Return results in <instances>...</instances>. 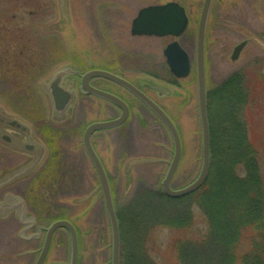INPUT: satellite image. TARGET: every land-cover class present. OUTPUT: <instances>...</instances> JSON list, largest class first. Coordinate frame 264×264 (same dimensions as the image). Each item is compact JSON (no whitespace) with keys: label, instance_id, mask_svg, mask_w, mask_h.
<instances>
[{"label":"rangeland","instance_id":"obj_1","mask_svg":"<svg viewBox=\"0 0 264 264\" xmlns=\"http://www.w3.org/2000/svg\"><path fill=\"white\" fill-rule=\"evenodd\" d=\"M152 1L165 0H64L63 5L61 0H45L42 12L31 15L34 11L24 6V0H0V111L10 116H18L33 131L35 126L44 128L50 124V118L45 121L41 118L43 115H53L50 98L41 85H47L52 76L62 68H74L79 62H83L82 71L107 68L103 63L109 64L110 68L120 64L124 67L125 76L131 79H136L135 73L143 72L149 77V82L160 88L163 95L158 101L169 109L171 114L168 113L180 134L181 156L171 180L172 188L179 189L191 183L201 167L194 57L191 58L190 75L178 79L169 73L162 54L167 44L166 39L130 34L131 21L137 10ZM182 1L190 12H195L199 3V0ZM226 1V7L221 8L226 20L220 27L215 43L209 45L214 55H210L208 62V90L230 72H245L241 84L247 104L245 103L239 118L241 124L247 127L255 152L263 187L264 210V0H260L258 12L254 9V0ZM241 19H246L247 22L244 23ZM25 30L32 36L30 54L34 64L30 67V62H26L28 66L24 72L21 63ZM241 40H246L247 44L238 59L232 61V47ZM148 43L149 66L144 62ZM60 46L64 48V53L55 54V48ZM10 71L12 72L9 73ZM73 80H76L73 76L63 79L66 87L76 90V98L68 110L70 119L65 123H55L56 128H50V132L70 134L72 141L61 139L56 146L77 155L74 156V162L77 164L79 161L82 167L58 164L55 177L52 172L49 174L46 171L44 162L41 168L43 182L35 194L40 197L45 214L54 216L63 210L70 220L77 221L80 236L82 235L80 239L83 251L80 257L83 264L84 261H88L87 264H111L109 219L101 196H96V193L99 195L98 180L92 164L83 156L81 133L77 132L91 121H104L107 115L98 110L100 100L80 94ZM95 83L105 81L98 79ZM82 104L85 116L79 114L81 108H78ZM76 115V122L84 120L81 124L79 122L80 126L75 124L71 127ZM115 132L117 130L102 131L96 135L95 140L98 143L95 149L113 177L111 188L115 193L116 204L129 200L141 183L147 185L150 194H162L161 181L174 150L172 138L167 131L155 121L149 127L148 146L142 149L143 145L139 144L134 152L127 149L124 140L120 144L114 143ZM107 141H111L110 145ZM120 151L123 155L119 167L117 166L119 177L114 179L116 171L112 158L115 152ZM137 155H140L142 161L133 160H138ZM1 161L3 162L2 159ZM6 168L0 162V172ZM47 173L49 175L46 177ZM237 173L245 176L243 165L237 166ZM80 174L83 177L82 182H78ZM141 194L139 197H142L137 199L140 203L132 206L140 213L133 217L130 227H139L138 234H142L149 223V264H189L196 259L203 260L199 264H224L221 259L226 258L232 260L231 264H251L253 255L260 250L263 252L262 260L264 259V238L261 241L250 235L248 229L239 230L234 247L230 243H220L217 238L208 239L210 220L193 197L170 201L155 199L162 210L153 214L154 210L149 208V196L152 194ZM10 238V235L5 237L0 231V264H13L17 258L15 255L8 257L5 252ZM63 238L68 242L65 234ZM128 242H132L130 235ZM179 243H182L181 247ZM60 257L67 258L66 252ZM132 258L138 261L139 254ZM262 262L264 264V260Z\"/></svg>","mask_w":264,"mask_h":264},{"label":"flooded vegetation","instance_id":"obj_2","mask_svg":"<svg viewBox=\"0 0 264 264\" xmlns=\"http://www.w3.org/2000/svg\"><path fill=\"white\" fill-rule=\"evenodd\" d=\"M204 1L205 0H199V3L196 6V9L194 10L195 12H190L189 10H187L182 0H165L162 2L152 1L151 3H149V5L139 8L134 18L132 19L133 21L135 18H137L140 11L147 7L164 6L169 3H174L177 6L181 7L184 10L187 23L185 29L180 35L178 36L166 35L162 37L146 36V37H154L156 39L167 40V44L164 46L162 50L163 55L167 45L171 43H177L179 47L185 51L190 61V73L192 71L191 58L194 57L195 81H196L197 40L200 29V19L202 16ZM254 1H255L254 9L258 12L259 7L261 6V2L260 0H254ZM226 2H227L226 0H211V4L207 14V20L203 33L204 34V51H203L204 68H205V79H206L207 89H208V83H207L208 62L210 55L211 54L214 55V52L210 51L209 45L212 46V44L215 43L218 37V33L221 30L220 27L223 25V22L226 20L225 14L221 12V8L226 7L227 5ZM241 21H243L244 23L247 22L246 19L245 20L241 19ZM243 41L245 40H241L237 42L232 47L230 59L235 47ZM144 59H145L144 62L149 66V43L146 46V57ZM103 66L107 68L99 67L93 69L111 72L125 79L126 81L131 83L133 87L138 91V93H140L143 97H145L147 101H149V98L153 100L173 122V119L170 116L171 113L169 109L161 105L158 101L160 95H162L161 91H159L158 88L153 87V84L149 82V77H147L146 74H144L143 72H142L143 74L135 73V75H137L136 79H131L128 76H125L126 73L124 72V67L120 64H117L115 68L108 67L109 64L107 63H103ZM75 67L74 68L70 67V70L73 72L69 76H73L76 78V80L73 81L75 82L76 85L75 87L78 90V92L80 94L87 95L82 87V76L88 71L93 69L82 71L81 68L84 67L83 62L76 63ZM135 72L138 71L136 70ZM235 76H238L237 80L240 82V86L242 87L241 80L245 78V72L237 70L230 72L226 76L217 80V82L214 83L213 88L217 89L218 87L225 85L231 79L233 80V77ZM143 77L145 78V80H143ZM98 79L105 81V83H95V81ZM64 83L65 82L63 81L62 85H65ZM88 83L93 88L115 95L116 97L121 99L125 105L126 108L125 121L117 127L108 130H103V132H111L112 130H117L114 136V143L120 144L121 141L124 140L126 147L130 152L136 151L135 149H137L136 147L139 144H140L139 146L143 145V147H141L142 149L144 147H147L149 141V127L150 125H153L155 121L160 123L161 126L167 131L168 135L170 136L169 131L160 122V120L155 115V113L149 108V105L134 93L128 91L121 85L115 84L103 78H94L89 80ZM155 95L157 96L156 97L157 100L154 99ZM99 100L101 103L98 107L99 112L107 115L104 121L114 120L119 118L121 115H123V108L121 106L112 104L102 99ZM78 109H80L79 114L85 116V109L83 107V104L82 106H79ZM107 110H109L110 113ZM1 113H2L0 114L2 115L0 116L1 123L2 122L5 123L4 117H8L9 115L6 116L7 114H5V112H1ZM41 118H43L44 119L43 121H45L47 118H49V116L45 115L42 116ZM76 119H78L77 115L75 116L74 119L75 121H73L74 124L71 127H73L75 124L80 126V124L84 120V119L81 121L78 120V122H76L77 121ZM48 120L50 122V119ZM96 121L97 120L93 122ZM93 122L87 123L86 125L83 126L82 129H80V131H77L81 133L80 136H81V145L83 148V156L90 164H92V162L86 151L85 146L83 145V136L86 128ZM1 128H5V125L1 126ZM33 128L36 129H34L35 131L34 130L31 131L30 138L32 139L33 142L29 141L31 143V147L29 148L30 149L29 153L27 154L20 153L14 151L9 147L2 148L0 146V151H1L0 162L1 164L4 163L5 166H7V168L1 171L0 174L4 173L5 171H11L18 167L19 168L24 167L27 164L32 163L36 159L39 160V162L36 165V168L29 175H25V177L19 180H15L9 185L0 189V202L4 201L6 197L15 196L16 199H18L16 203H13L11 205V207H7V210H5L3 213L5 215L3 217H0V224H1L0 231L3 232L5 237H7L8 235L11 236L10 238L11 240H9V242L6 245L5 252L7 253L8 257H12L14 255L17 257L15 263L13 264H71L72 242H71V234L69 230L67 228H56L53 229L51 232H49V229L55 222L67 221L71 223L72 226L75 228V232L77 235L78 253H77L76 264H83V259L80 257V254L82 255V251H83V250L81 251V248L83 246L80 239L82 235L80 236L81 231L77 221L70 220L68 217L69 215L64 214L63 210H61L57 215L53 214L54 216H52V214H45V210L42 207L41 199L40 197H38V194H35V191L37 190L38 186L40 187L41 182H43L42 180L43 174L41 168L44 162H45L44 166L46 165V171H49L48 172L49 174H51L50 172H52V174H54L55 177L57 175L58 164H62L63 166L69 164L70 167H74V168L82 167L79 161L77 162V164L74 162V156L77 157V155L72 154L71 152H69L68 149L65 148L62 149L61 146L59 147L56 146V144H58L61 139L72 141V137L70 136L69 133L59 134L56 131L50 132L52 131L50 130V128H56V125L51 122L50 124L48 123L47 126H44V128L43 126H35ZM5 130L10 131L15 139L17 138L20 141L26 140L25 139L26 137L17 131H13L11 129H5ZM101 132L102 131H97L92 133L89 141L93 151L95 152L100 162V165L104 170L108 182L109 191L114 208V214L119 226L120 264H128V263L149 264V242H148L149 223H148V227L145 229V232L142 234L140 233L138 234L139 227L136 226L130 227L133 222L132 221L133 217L139 214L134 210V207L132 206L136 204L139 194H141L142 192H144V194L146 192L149 195V188L147 187L146 184L144 185V183H141V185L140 184L138 185V187L136 188L135 192L132 194V197H130L129 200L124 201L119 205L116 204L115 193H113L111 188L113 177L111 176V172L104 166L103 158L100 156V154L96 152L95 149L98 143V141L95 140V136L100 134ZM108 136L109 135H107V137ZM110 142L107 141V144L110 145ZM40 143L43 144L46 149L44 155H42L43 152L41 150ZM122 155L123 154L121 151L118 153L115 152L113 155L112 159L114 160V169L116 171V173L114 174V179H117L119 177L117 166L119 167L120 165V160L122 158ZM140 155L139 156L137 155V157H140ZM142 155H147V154H142ZM1 159L3 160V162L1 161ZM131 159H129L128 161H131ZM91 166L93 168V171L95 172L93 164ZM48 173L47 175L45 174L46 177L49 175ZM79 176H81V178H79L78 179L79 181L78 180L77 181L82 182L83 177L81 174ZM96 179L98 180L97 174H96ZM98 184H99V180H98ZM97 186H98L99 195H97L96 193V196L97 197L101 196L102 201L104 203L102 190L99 187V185ZM129 220L130 222L128 223ZM64 234L67 236L68 242L64 241L63 238ZM128 235H130L132 240V242L130 243L128 242ZM65 252L67 258L66 257L61 258L60 256ZM135 254H139V258H137L139 259L138 261L132 258L133 255L135 256ZM87 262L88 261H84V264H87Z\"/></svg>","mask_w":264,"mask_h":264},{"label":"water","instance_id":"obj_3","mask_svg":"<svg viewBox=\"0 0 264 264\" xmlns=\"http://www.w3.org/2000/svg\"><path fill=\"white\" fill-rule=\"evenodd\" d=\"M63 5V1L61 0ZM211 0H205L203 5L202 16L200 19V29L197 40V57H196V78H197V109L200 123V135H201V153L202 162L201 168L197 177L188 185L178 190H172L170 188V180L179 162L181 145L177 130L168 116L150 99L147 101L138 91L126 80L111 74L106 71L92 70L84 74L82 77V86L85 88L87 94H91L103 99H106L114 104H117L123 108V115L115 120L107 122H97L89 125L84 133V145L89 154V157L93 163V166L97 172V176L100 183V188L104 197V204L109 218L110 232H111V264H119V229L117 220L114 214L113 205L111 201L110 191L108 182L103 171L100 162L94 153L90 144V135L97 130L113 128L121 124L126 117V108L124 103L117 97L97 90L89 86L88 81L94 77L105 78L113 83L119 84L124 88L128 89L145 103L149 105V108L157 115L164 126L169 130L173 142H174V155L169 168L162 180V189L166 196L171 198H178L190 193H193L199 189L205 182L210 166V152H209V124L207 118V103H206V82H205V68H204V28L207 20V14ZM62 8V7H61ZM187 19L184 10L174 3H169L164 6L147 7L142 9L137 18L134 19L131 27V33L133 35H148V36H165V35H180L186 27ZM246 42H242L238 45L231 57L232 60L238 58L239 52L244 47ZM166 56L167 65L169 66L170 72L177 78L186 77L189 74L190 64L189 59L184 50H182L177 43L168 45L164 51ZM73 71L68 68L61 69L56 72L47 85H41L43 91L49 96L52 104V120L60 123L66 117H68V110L76 98V94L73 90H69L68 87L63 86V79L70 75ZM0 114H2L0 112ZM2 116V115H0ZM5 123H1L0 119V144L13 149L20 153H29L32 141L30 138L31 133L29 127L15 117H4ZM5 128H1L4 126ZM5 129H11L23 134L26 138L25 141L15 139L12 133ZM22 135V136H23ZM28 142V143H27ZM33 142V141H32ZM34 146V145H33ZM42 155H44V149L41 146ZM39 160H34L32 163L27 164L24 167H20L10 173H6L0 178V188L11 183L12 181L21 178L29 174L36 167ZM12 203H16L14 199L6 198L5 202L0 203V217H3L4 210L7 207H11ZM67 228L72 238V253H71V264H76L77 259V238L72 226L66 221L55 222L49 232L56 228Z\"/></svg>","mask_w":264,"mask_h":264},{"label":"trees","instance_id":"obj_4","mask_svg":"<svg viewBox=\"0 0 264 264\" xmlns=\"http://www.w3.org/2000/svg\"><path fill=\"white\" fill-rule=\"evenodd\" d=\"M44 1L24 0V6L33 9L34 12L31 15H35L42 12ZM31 38L32 36L25 30L22 38L24 46L21 63L24 72L28 66L26 62H30V67L34 64L30 54L33 46ZM54 51L55 54L64 53V48L60 46ZM14 75L16 76L15 71ZM237 77H233V80L217 89L208 91L210 170L203 186L187 196L190 199L193 197L207 213L210 220L208 239L217 238L222 244L230 243L231 247L235 246L241 229H248L250 235L256 236L261 241L264 238L263 187L247 127L241 124L239 118L247 102ZM239 165L244 166L245 176L238 175L237 166ZM156 194L149 196V208L154 210L153 214L162 210L155 199L162 198L170 201L163 193ZM137 202L140 203L138 200ZM184 217L186 219L187 216L184 214ZM211 253L215 257L213 250ZM262 253L261 250L259 253L256 251L251 264H263ZM221 260L224 264H231L232 261L228 258ZM200 261L203 260L200 259ZM200 261L196 259L189 264H199Z\"/></svg>","mask_w":264,"mask_h":264}]
</instances>
